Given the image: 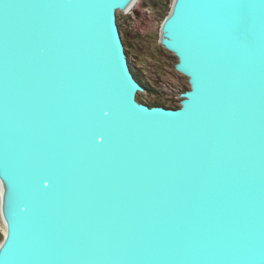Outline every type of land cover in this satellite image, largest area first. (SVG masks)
Wrapping results in <instances>:
<instances>
[{"label": "water", "instance_id": "obj_1", "mask_svg": "<svg viewBox=\"0 0 264 264\" xmlns=\"http://www.w3.org/2000/svg\"><path fill=\"white\" fill-rule=\"evenodd\" d=\"M138 0H0V264H264V0H172L189 87L139 99Z\"/></svg>", "mask_w": 264, "mask_h": 264}, {"label": "rangeland", "instance_id": "obj_2", "mask_svg": "<svg viewBox=\"0 0 264 264\" xmlns=\"http://www.w3.org/2000/svg\"><path fill=\"white\" fill-rule=\"evenodd\" d=\"M171 2L138 0L129 12L118 11L117 15L123 33L126 31L128 34L131 67L137 70L146 87V91L138 94V97L145 101L180 105L181 98L177 93L189 87L187 77L175 69L176 58L158 42L163 11L166 5L170 7ZM147 87L156 90L157 94H152ZM0 233H4L1 219Z\"/></svg>", "mask_w": 264, "mask_h": 264}, {"label": "trees", "instance_id": "obj_3", "mask_svg": "<svg viewBox=\"0 0 264 264\" xmlns=\"http://www.w3.org/2000/svg\"><path fill=\"white\" fill-rule=\"evenodd\" d=\"M165 7H166V8H165V10L163 11V14H164L163 17L165 16V14H167V12H168V10H169V8H170L169 5H166ZM118 25H119V28H120V31H121V35H122V39H123V42H124V45H125L126 52H127V54H129V52H128V48H127V47H128V38H127L128 34H127L126 31L123 33L120 22H118ZM135 37H138V35H136ZM140 48H143V47H140ZM174 57H175V56H174ZM175 58H176V57H175ZM132 71H133V73H134V76H135L140 82L144 83V82H143V78L140 76V74H138L137 70H135V68H132ZM144 85H145V84H144ZM147 88H148V87H147ZM186 89H188V87H187ZM148 90H149L152 94H157V91H156V90H153V89H151V88H148ZM139 99L142 100L141 98H139ZM146 103H148L149 105H161V106L170 107V108H178V107L180 106V105L173 104V103L166 104V103H164V102L151 101V100L147 101ZM2 238H3V234L0 233V240H2Z\"/></svg>", "mask_w": 264, "mask_h": 264}, {"label": "built area", "instance_id": "obj_4", "mask_svg": "<svg viewBox=\"0 0 264 264\" xmlns=\"http://www.w3.org/2000/svg\"><path fill=\"white\" fill-rule=\"evenodd\" d=\"M182 91H184V90H182ZM182 91H180V92L177 93L178 96H179V94H180ZM142 101L147 102V101H145V100H143V99H142Z\"/></svg>", "mask_w": 264, "mask_h": 264}]
</instances>
